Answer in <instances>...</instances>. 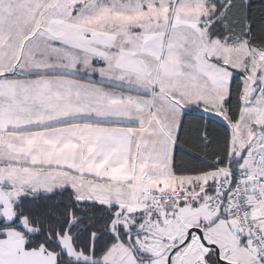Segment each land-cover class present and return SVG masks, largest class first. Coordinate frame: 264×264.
Returning a JSON list of instances; mask_svg holds the SVG:
<instances>
[{
  "label": "snow or ice",
  "instance_id": "6c2138e0",
  "mask_svg": "<svg viewBox=\"0 0 264 264\" xmlns=\"http://www.w3.org/2000/svg\"><path fill=\"white\" fill-rule=\"evenodd\" d=\"M0 264H264V0H0Z\"/></svg>",
  "mask_w": 264,
  "mask_h": 264
}]
</instances>
